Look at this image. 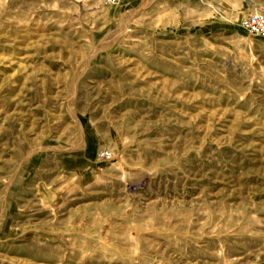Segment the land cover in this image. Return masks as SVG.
Listing matches in <instances>:
<instances>
[{
    "label": "rangeland",
    "instance_id": "374dc122",
    "mask_svg": "<svg viewBox=\"0 0 264 264\" xmlns=\"http://www.w3.org/2000/svg\"><path fill=\"white\" fill-rule=\"evenodd\" d=\"M264 0H0V264H264Z\"/></svg>",
    "mask_w": 264,
    "mask_h": 264
},
{
    "label": "built area",
    "instance_id": "2783aa9c",
    "mask_svg": "<svg viewBox=\"0 0 264 264\" xmlns=\"http://www.w3.org/2000/svg\"><path fill=\"white\" fill-rule=\"evenodd\" d=\"M99 1L102 5L107 7L116 6L120 2V0H99ZM241 27L252 36H256V37L264 36V13H253L248 15L242 20Z\"/></svg>",
    "mask_w": 264,
    "mask_h": 264
},
{
    "label": "bare ground",
    "instance_id": "6f19581e",
    "mask_svg": "<svg viewBox=\"0 0 264 264\" xmlns=\"http://www.w3.org/2000/svg\"><path fill=\"white\" fill-rule=\"evenodd\" d=\"M75 1V0H74Z\"/></svg>",
    "mask_w": 264,
    "mask_h": 264
}]
</instances>
